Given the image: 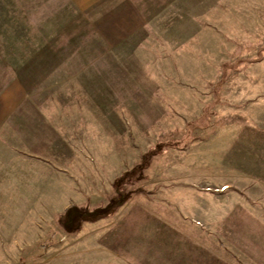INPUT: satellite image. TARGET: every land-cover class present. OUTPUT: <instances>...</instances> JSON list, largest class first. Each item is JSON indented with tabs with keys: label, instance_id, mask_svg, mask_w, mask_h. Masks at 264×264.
I'll use <instances>...</instances> for the list:
<instances>
[{
	"label": "rangeland",
	"instance_id": "374dc122",
	"mask_svg": "<svg viewBox=\"0 0 264 264\" xmlns=\"http://www.w3.org/2000/svg\"><path fill=\"white\" fill-rule=\"evenodd\" d=\"M141 5L0 0V264H264V0Z\"/></svg>",
	"mask_w": 264,
	"mask_h": 264
},
{
	"label": "crops",
	"instance_id": "0c3cea01",
	"mask_svg": "<svg viewBox=\"0 0 264 264\" xmlns=\"http://www.w3.org/2000/svg\"><path fill=\"white\" fill-rule=\"evenodd\" d=\"M143 1L150 2V0H73V3L78 12L88 20L104 47L113 50L146 27L147 22L141 5ZM24 233L27 234L28 231ZM80 253L71 249L64 252L60 250L57 254L59 258L67 259L61 264H78L77 257ZM110 255L108 251L98 256L93 253L95 258L101 260L97 264H115L109 260ZM117 259V264H126L125 254L118 252Z\"/></svg>",
	"mask_w": 264,
	"mask_h": 264
},
{
	"label": "trees",
	"instance_id": "16d2710c",
	"mask_svg": "<svg viewBox=\"0 0 264 264\" xmlns=\"http://www.w3.org/2000/svg\"><path fill=\"white\" fill-rule=\"evenodd\" d=\"M118 182V181H117Z\"/></svg>",
	"mask_w": 264,
	"mask_h": 264
}]
</instances>
